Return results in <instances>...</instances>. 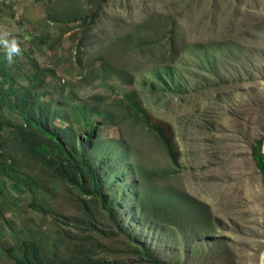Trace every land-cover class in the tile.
I'll return each mask as SVG.
<instances>
[{"label":"rangeland","instance_id":"rangeland-1","mask_svg":"<svg viewBox=\"0 0 264 264\" xmlns=\"http://www.w3.org/2000/svg\"><path fill=\"white\" fill-rule=\"evenodd\" d=\"M90 3L0 0V32L21 48L2 64L13 100L31 89L37 107L81 137L98 125L92 159L131 238L175 263L189 251L187 264H262L264 176L252 146L264 136V0H109L85 34ZM34 74L43 86L33 87ZM18 111H4L0 130V164L14 174L0 180V236L43 237L46 252L68 258L76 238L91 235L95 263L128 264L116 251L129 243L110 235L98 201L87 199L94 217L78 210L20 144ZM13 262L0 247V264Z\"/></svg>","mask_w":264,"mask_h":264},{"label":"trees","instance_id":"trees-1","mask_svg":"<svg viewBox=\"0 0 264 264\" xmlns=\"http://www.w3.org/2000/svg\"><path fill=\"white\" fill-rule=\"evenodd\" d=\"M108 3L109 0H91L90 11L86 14L87 16L85 15V34H88L100 22L101 17L107 13ZM3 62L6 60L4 55L2 56L0 53V130L5 127L7 119L4 111H9L12 107L17 111L19 110L18 112L26 121L23 125H18L16 137L20 144L35 158L48 166L53 177L65 185L68 194L76 195L78 210H84L87 216L94 217L92 206L87 199L98 201L100 210L107 214L110 221V228L112 229L110 235L120 237L123 243L125 241L129 243L122 250L116 251L123 256L128 264H187L189 251L186 253L185 261L175 263L164 252L131 238L127 233V227L118 217L119 208L108 200V188L105 185L101 165L95 164L92 159L90 147L95 140L98 125L86 130L82 137L75 133L72 126L64 128L56 123V120L60 119L61 116L51 112L48 106L45 108L37 107V97L33 95L31 89L23 91L19 105L17 103L19 99L13 100L14 93H16L14 87L7 84V78L12 79V75L2 71ZM44 84V77L37 74L33 75V87L39 88ZM133 105L136 106L137 104L133 103ZM146 121L147 126L155 132L157 138L164 144L171 162L175 166H179V154L173 149L167 133L161 126L151 123L148 118ZM263 145L264 136H261L254 141L252 156L259 172L264 176ZM11 166L7 163L0 164V180L7 176L14 178ZM37 209L42 213L48 212L40 206H37ZM155 213L161 214V210H155ZM0 217H3L1 209ZM76 240L78 243L71 251L73 254L68 258L57 252L53 254L46 252L43 237L26 238L18 244H14L7 238L0 236V247L6 251L8 257H13L14 262L12 264H98L90 255L95 247L92 241L96 239L90 235L83 239L77 237Z\"/></svg>","mask_w":264,"mask_h":264},{"label":"clouds","instance_id":"clouds-1","mask_svg":"<svg viewBox=\"0 0 264 264\" xmlns=\"http://www.w3.org/2000/svg\"><path fill=\"white\" fill-rule=\"evenodd\" d=\"M9 32H0V46H2L5 51V59L9 66H11L15 61L14 58L21 54V48L18 40L15 37H12Z\"/></svg>","mask_w":264,"mask_h":264},{"label":"water","instance_id":"water-1","mask_svg":"<svg viewBox=\"0 0 264 264\" xmlns=\"http://www.w3.org/2000/svg\"><path fill=\"white\" fill-rule=\"evenodd\" d=\"M263 152H264V145H263ZM261 263L264 264V250L261 256Z\"/></svg>","mask_w":264,"mask_h":264}]
</instances>
